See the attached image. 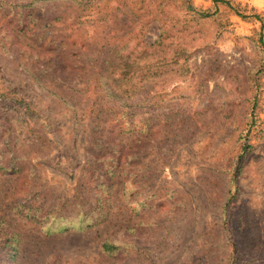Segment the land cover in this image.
<instances>
[{"label": "rangeland", "instance_id": "374dc122", "mask_svg": "<svg viewBox=\"0 0 264 264\" xmlns=\"http://www.w3.org/2000/svg\"><path fill=\"white\" fill-rule=\"evenodd\" d=\"M192 2L197 11L210 15H195L186 23L179 18L186 11L182 0L137 4L168 11L163 14L166 32L157 44L160 55L149 57L159 60V75L143 91L158 94L140 104L161 117V136L168 138L160 147L147 145L148 176L156 172V180L142 192L137 180H130L127 196L120 195L125 216L111 225L81 228L76 222L69 230H64L67 222L57 219L43 226L26 223L20 203L37 202L30 190L39 178L59 197L84 193L94 182L83 169L91 157L88 143L73 141L70 131L75 127L78 132L79 122L66 102L49 91L55 89L26 73L20 50H5L0 13V160L11 154L13 135L17 145H31L35 133L27 126L33 118H40L51 141L37 153L43 158L39 177L0 171V215L1 208L7 209L24 229L10 264L106 263L102 241L116 231L123 238L122 218L128 220L127 246L115 264H264V0ZM47 4H38L40 13ZM139 20L135 28L144 39L159 40L157 23L146 27ZM84 24L93 33L92 23ZM4 93L18 101L3 100ZM136 103L137 98L133 106L139 107ZM26 105L39 107L33 118ZM125 137L132 142L140 134L132 131ZM244 141L249 146L238 158ZM33 153L25 147L16 152L26 163ZM1 242L0 234V264H5L3 254L9 259V248Z\"/></svg>", "mask_w": 264, "mask_h": 264}, {"label": "trees", "instance_id": "16d2710c", "mask_svg": "<svg viewBox=\"0 0 264 264\" xmlns=\"http://www.w3.org/2000/svg\"><path fill=\"white\" fill-rule=\"evenodd\" d=\"M40 2L48 3L44 13H40ZM139 2L145 0L0 1L1 22L6 31L1 38L3 47L6 51L15 47L20 50L21 57L25 56L23 61L20 60L26 73L41 85L55 89L48 90L66 102L68 111L75 112L72 118L79 122L76 125L78 132L74 127L70 135L74 136L73 141L87 142L91 154L83 169L94 182L86 186L84 193L77 191L69 198L59 197L57 192H50L40 178L36 182L32 180L30 194L36 192L33 196L37 197V202H23L19 208L20 214L28 220L26 223L43 226L57 219L59 223H68L64 230L75 227L73 223L76 222L82 223L81 228L109 226L120 216H125L124 206L120 204L124 199L120 195L127 196L130 180H137L140 192L146 188V183L156 180V172L148 176L151 172L145 162L147 145L158 144L160 147L168 138L161 136V117L155 111L149 114L140 104L153 101L158 94L157 90L151 96L143 91L147 82L159 75V60L152 62L149 57L160 55L157 44L164 38L166 20L163 14L168 11L152 7L144 9L137 6ZM182 5L186 11L179 18L186 23L195 15L199 18L210 15L197 11L192 0H182ZM143 13L144 18H141ZM139 19H144L142 26L146 27L151 22L157 23L161 29L159 40L149 43L144 39L140 30L135 28ZM96 21L102 23L96 26ZM85 22H91L95 27L93 33L85 30ZM99 26L102 29L99 30ZM262 29L263 25L261 34ZM260 41L263 43L262 36ZM152 48L154 51L151 52ZM3 95V100L18 101V98ZM135 98L139 107L133 106ZM34 107L25 106L32 118L39 108ZM27 127L33 130L32 134L35 133L34 139H29L31 145L25 146L23 142L17 145L12 141L16 136L9 137L12 139L8 151L11 154L1 156L0 171L19 176H40L43 158L37 153L49 147L51 141L45 136V125L39 117L30 120ZM132 131L139 133L140 137L129 142L125 134ZM248 146V141H244L243 153L238 158ZM24 147L34 151L27 163L16 154ZM152 191L154 196L158 194L157 189ZM0 216L1 245L9 248V259L3 254V262L10 264L11 258L14 260L19 253L16 244L24 238V229L11 218L7 209L1 208ZM122 219L124 224H121L120 232H123V238H118L116 231L102 241V252L109 259L103 264H115L114 260L121 256V248L127 246L124 237L129 229L125 224L128 220Z\"/></svg>", "mask_w": 264, "mask_h": 264}]
</instances>
